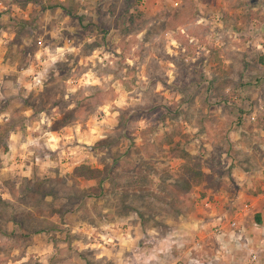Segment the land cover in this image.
Masks as SVG:
<instances>
[{"label":"rangeland","instance_id":"rangeland-1","mask_svg":"<svg viewBox=\"0 0 264 264\" xmlns=\"http://www.w3.org/2000/svg\"><path fill=\"white\" fill-rule=\"evenodd\" d=\"M87 1L6 0L0 50L15 70L0 89V264L26 252L27 264H58L55 251L41 261L46 243L76 244L87 264L150 247L157 259L137 264H264L262 243L256 262L233 246L199 263L180 253L186 239L215 253L211 221L227 228L264 192V168L249 162L261 156L247 150L254 107L240 95L258 79L264 0ZM24 128L27 148L8 153L9 131ZM82 164L104 170L100 196L73 177ZM188 166L204 174L198 186Z\"/></svg>","mask_w":264,"mask_h":264},{"label":"crops","instance_id":"crops-1","mask_svg":"<svg viewBox=\"0 0 264 264\" xmlns=\"http://www.w3.org/2000/svg\"><path fill=\"white\" fill-rule=\"evenodd\" d=\"M61 3H63L64 5H66V2L68 0H59ZM80 2L84 3L85 5L88 3L87 0H80ZM12 5H8L6 3V0H0V20L5 19V18H9L4 11L8 10V7L11 8ZM41 6V5H40ZM15 13L14 15H19L22 16L23 12V7H20L18 4H14L12 7ZM56 9H60V8H56ZM62 10V9H61ZM64 11V10H62ZM9 12V11H8ZM264 13V11H263ZM8 14V13H7ZM257 22H259L260 27L259 29L256 31L258 33V37L259 39H261L260 41H263L264 43V20L261 18L259 20H257ZM5 41L1 36H0V41ZM9 41V40H8ZM262 43L258 44V48ZM260 50V49H259ZM261 51V50H260ZM262 52V51H261ZM263 54V58H262V62L259 63L258 66V70H256L257 72H255L254 74L257 75L258 79L253 80V85H246L243 87L242 92L240 93L241 96H243V94L248 97V99L250 100V103L253 104L254 107V111L249 113L248 116H245V119H249L252 120L254 122V126H255V130L259 132V138L254 139V143L248 145L247 150L253 152L256 155L261 156V159L259 160H253V161H249L250 167L253 168L254 166L260 167L261 169L264 168V158H262L264 156V95L262 93V90H257L258 88L262 89L264 88V53ZM6 56V52L3 50H0V89L3 86V83L8 80L9 72L15 70V64L14 66L11 64H9V61L5 59ZM18 70V69H17ZM29 71V70H28ZM22 72V71H20ZM23 72L24 69H23ZM253 74V73H252ZM34 79H38L35 75L33 76ZM256 78V77H255ZM39 81V80H38ZM30 83H33V80H29ZM256 89V90H254ZM247 92H249L250 94H248ZM244 97V96H243ZM239 95L235 96V99H239ZM248 101L246 100L245 103H247ZM28 115H26L27 117ZM1 118V116H0ZM1 121H3V119H0ZM38 127V126H37ZM29 130V128H27V130L24 128V131L21 130L20 132H16L14 130L9 131V138H8V148L10 149V151H8V153H10L12 150L16 151L18 146H22V148H25L27 143H28V133L27 131ZM52 135V134H51ZM32 136V134H30V137ZM36 136V135H35ZM58 136V135H57ZM59 137V136H58ZM46 141V142H45ZM45 144L50 145V146H54L52 144V140L48 139V140H44ZM27 148V147H26ZM21 153L22 150H19ZM36 160H39V158H36ZM234 163V169L236 171H238L239 169L242 168V166L240 165V162L238 160H233ZM252 172H249V175H251ZM260 178H262L264 180V171L261 172V175L259 176ZM249 180H254L255 181V176H250ZM236 184H238L239 182H235ZM262 184V183H261ZM239 190H237L238 192ZM233 198V197H232ZM253 200L255 201L254 204L249 205H243V207H241L239 210H233V216H232V222H236V228L233 230V228H230V225L225 229V237L219 238L216 236V233L214 231V235H211L213 238H215L214 244L218 246H216V250L215 253L213 254H209L207 252V247L203 246L202 243H210V240H204V241H196V244L199 243L200 247L198 248L196 244H194L193 246L191 245L190 247V240L186 239L183 240L180 243V248H181V256L183 258H185V263L189 262L192 260V257L194 258V255H196L197 259H194L198 262L202 261V258L204 257V259H217L220 257V253L222 249H226L228 248L227 246H233V251L235 253L234 255V259H238L240 255H242V252H239V250H243V251H248L250 254L251 253H259V249H258V245H251V243H262L264 244V192L261 194H258L255 196H252ZM254 213L256 216V221L251 220L250 214ZM258 218L260 219V221H258ZM221 220H223L222 217L217 218L214 221H211L212 223H210V225L212 226H218L221 223ZM224 227V226H223ZM195 232L194 234H201L203 231H201L199 229V225L196 227H193ZM193 230V231H194ZM207 233V232H206ZM210 236V235H209ZM128 244V243H125ZM88 246H93L92 244H87L84 249L89 248ZM36 244H32L31 246L28 245V249H33L36 248ZM69 244L67 243H60L59 245H54V243H46V247L44 249V251H40L39 256L41 257V261L47 260L50 257V253L51 251H55L56 255H55V259L57 258L58 264H87V261L84 260L81 256V251H78V247H76V244H72L71 245V249L75 248L74 250L68 248ZM264 249V245L261 246ZM80 248V247H79ZM122 249V247H121ZM82 250V249H81ZM155 249H152L151 247L147 249V253L146 251H134L133 256H128V255H124L120 258H116V261L119 260V262H121L122 264H137L135 259H140L143 257H146V254L149 255L148 259L151 260V258H153V260L157 259V253L154 251ZM196 250V251H195ZM258 250V251H257ZM154 251V252H153ZM227 251H229L227 249ZM34 252V251H33ZM54 254V253H52ZM211 255V256H210ZM103 255L99 256L102 257ZM31 258V255L28 254V252H26V255H22L20 259L16 258L14 260H12V264H27L25 262H29ZM152 262V261H151Z\"/></svg>","mask_w":264,"mask_h":264},{"label":"trees","instance_id":"trees-1","mask_svg":"<svg viewBox=\"0 0 264 264\" xmlns=\"http://www.w3.org/2000/svg\"><path fill=\"white\" fill-rule=\"evenodd\" d=\"M42 5V9H56L60 8L64 11H67V6L61 3L59 0H53V4L51 5H44V2L39 3ZM187 172L192 177L191 178V185L192 186H198L203 178L204 174L201 172V170L188 166ZM73 177L75 179H83L85 181H96L98 182V188L95 189H89L88 192L90 193V196L97 197L100 196L103 192V184L105 182V176H104V170L99 168H93L90 165L82 164L80 166H77L73 171ZM258 221L260 219L258 218Z\"/></svg>","mask_w":264,"mask_h":264},{"label":"built area","instance_id":"built-area-1","mask_svg":"<svg viewBox=\"0 0 264 264\" xmlns=\"http://www.w3.org/2000/svg\"><path fill=\"white\" fill-rule=\"evenodd\" d=\"M39 44L42 45L43 44V39L42 38H39ZM259 49L264 53V43H262L260 46H259ZM222 223V221H221ZM230 228H233V230L236 228V222H231L230 224ZM225 227H223L221 224L218 225V226H215L214 228V231L216 233V236L219 237V238H222V237H225ZM197 247L199 248L200 247V244L197 243L196 244ZM259 256L258 254L256 253H252V262H256L258 260ZM199 263V262H198Z\"/></svg>","mask_w":264,"mask_h":264}]
</instances>
